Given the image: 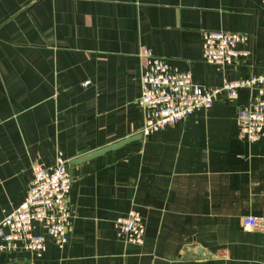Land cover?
<instances>
[{
    "label": "crops",
    "instance_id": "0c3cea01",
    "mask_svg": "<svg viewBox=\"0 0 264 264\" xmlns=\"http://www.w3.org/2000/svg\"><path fill=\"white\" fill-rule=\"evenodd\" d=\"M206 30L247 33L239 48L249 55L219 70L203 58ZM142 47L207 87L261 74L264 4L0 0V219L24 201L34 165L53 166L58 155L69 160L75 216L65 249L49 238L40 258L0 249V264H264V233L244 222L264 215V138L240 139L237 124L255 89L71 164L141 134ZM133 209L143 244L116 233V218Z\"/></svg>",
    "mask_w": 264,
    "mask_h": 264
},
{
    "label": "built area",
    "instance_id": "2783aa9c",
    "mask_svg": "<svg viewBox=\"0 0 264 264\" xmlns=\"http://www.w3.org/2000/svg\"><path fill=\"white\" fill-rule=\"evenodd\" d=\"M264 4V0H261ZM247 33L227 30L203 32L204 60L224 71L249 55L239 46L247 44ZM139 105L144 112L143 135H149L184 122L197 110L211 108L218 99H233L240 88L255 89L247 105L237 110L238 136L250 143L264 138V71L248 77L224 79L222 84L207 87L196 84L190 71H182L167 58L142 47ZM89 81L84 82L88 84ZM73 176L69 160L58 155L53 166L34 165V177L24 201L0 219V249L16 250L20 246L40 258L51 239L61 250L70 241L75 216L69 195ZM246 226L264 233V215L248 216ZM119 238L133 244H143L146 226L140 211L133 209L115 220ZM42 229L43 232L38 230Z\"/></svg>",
    "mask_w": 264,
    "mask_h": 264
},
{
    "label": "water",
    "instance_id": "95a60500",
    "mask_svg": "<svg viewBox=\"0 0 264 264\" xmlns=\"http://www.w3.org/2000/svg\"><path fill=\"white\" fill-rule=\"evenodd\" d=\"M140 137H142V133L141 134H134L132 136H129L127 138H124V139H121V140H118L112 144H109L107 146H104V147H101V148H98L96 150H93L92 152H89V153H86L84 155H81L75 159L72 160L71 164H78V163H81V162H84V161H87V160H90L92 158H95L97 156H100L108 151H111V150H114V149H117L125 144H128L132 141H135L137 139H139ZM205 252L204 249H198L197 250V253L198 254H203ZM210 257V255H208Z\"/></svg>",
    "mask_w": 264,
    "mask_h": 264
}]
</instances>
